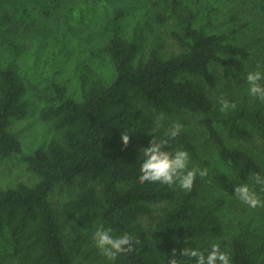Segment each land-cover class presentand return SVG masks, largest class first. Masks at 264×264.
Instances as JSON below:
<instances>
[{"label":"trees","instance_id":"1","mask_svg":"<svg viewBox=\"0 0 264 264\" xmlns=\"http://www.w3.org/2000/svg\"><path fill=\"white\" fill-rule=\"evenodd\" d=\"M44 2L48 14L61 4ZM148 2L126 8L105 1L99 26H90L83 13L80 20L65 18L64 36L38 41L33 71L22 67L23 45L4 41L0 46V158L23 151L9 124L27 113L29 94L45 102L40 117L52 120L61 132L47 147L25 155L37 181L0 184V241L18 264H169L173 249L178 264H194L180 250H205L212 243L220 244L231 264H264V229L254 215L223 242L216 241L228 233L223 209L234 201L230 193L204 201L207 183L199 175L190 192L139 182L140 149L152 136L168 139L165 133L172 125L157 126L152 110L172 114L187 109L201 114L208 138L233 167V185L248 183L264 200V190L250 179L256 173L264 177L263 162L229 141L255 135L264 140V101L248 92L238 99L233 91L215 96L202 86L219 82L214 63L242 75L253 69L252 48L235 41L247 23L238 21L237 14L218 18L215 5L206 0ZM241 2L262 6L261 0ZM32 16L27 0H0L1 21L20 24ZM152 19L173 23L178 52L165 56L152 48L145 54L142 43ZM221 24L228 28L216 30ZM88 28L92 36L86 38ZM259 71L264 74V66ZM72 77L78 95L69 92ZM221 97L235 107L221 112ZM122 132L130 137L126 147ZM176 149L186 150L190 159L201 157L195 138L183 127L167 146ZM80 177L88 182L65 204L73 217L72 231L66 234L51 191ZM152 202H161L162 208L150 232L141 216L152 212ZM100 225L111 228L113 236L128 233L139 243L109 260L93 241Z\"/></svg>","mask_w":264,"mask_h":264},{"label":"rangeland","instance_id":"2","mask_svg":"<svg viewBox=\"0 0 264 264\" xmlns=\"http://www.w3.org/2000/svg\"><path fill=\"white\" fill-rule=\"evenodd\" d=\"M112 6L124 4L130 6L149 5L147 1L136 0H105ZM104 0H61L59 7L51 13H45L46 6L44 0H27L33 11V16L25 23L15 24L0 20V46L4 41H13L24 46L22 56V65L25 69L33 71L34 56L33 51L37 46L38 41L42 43L52 42L56 38L59 39L63 35L62 23L65 18L80 20L82 13L86 22L90 26H99L102 23L101 12L103 9ZM211 2L216 7L218 18L224 19L230 14H237L241 22H246L247 26L238 33L237 42H247L253 50V69H248V72L257 70L264 66V0H261L262 6H254L241 2V0H206ZM88 24V25H89ZM174 27L171 21L157 22L151 20L147 25L144 33L142 48L147 55L152 48L159 49L165 56L173 52H178L179 44L171 35V30ZM228 28V24H221L216 27L218 31H224ZM92 29L88 28L85 33L86 38L92 36ZM48 69L49 66H46ZM213 69L217 72L219 82L215 87H210L204 83L202 86L212 95L219 96L224 93L237 94V99L248 92V84L246 75L238 74L234 69L227 65L214 63ZM258 69V70H259ZM247 72V73H248ZM75 77H72L69 84V92L78 95L75 90ZM240 90V91H239ZM241 92V93H239ZM249 95V93H248ZM251 96V95H249ZM28 110L24 116L13 117L9 124V129L16 133L19 137L23 151L14 153L9 157L0 158V184L2 186L15 185L17 182L24 180L29 183H34L39 179V175L32 170L25 158V155L35 151L41 147H47L49 142L54 138H60L61 132L53 124L52 120H43L40 117V108L44 105L43 100L37 99L35 96L28 95ZM152 113L158 117L161 114L163 119L162 124H173L178 122L183 128L195 138L199 148L200 159H190L189 168L198 166L199 168H207L208 175L205 178L204 201H210L213 198L219 199L223 195L230 193L234 197V201L223 209L227 234L219 237L216 241L223 242L232 231H235L241 221L256 217L257 226L264 229V207L255 209L249 208L241 203L234 196V185L232 181L231 164L222 160L218 154L217 148L208 138L207 131L200 121L201 114L191 110H181L172 114L159 113L152 110ZM231 145L242 147L253 153L264 164V140L257 135L250 140H229ZM88 182L87 178L80 177L71 185H56L51 191V200L64 223L65 233L72 231L71 223L73 217L67 210L65 204L76 191ZM224 192H222V191ZM224 193V194H223ZM224 197V196H223ZM261 198V197H260ZM262 199V198H261ZM263 200V199H262ZM153 210L150 214L142 215L141 220L146 228L151 232L155 221L161 213V202H152ZM3 243L0 241V264H18L17 259L6 254ZM80 258V257H79Z\"/></svg>","mask_w":264,"mask_h":264},{"label":"clouds","instance_id":"3","mask_svg":"<svg viewBox=\"0 0 264 264\" xmlns=\"http://www.w3.org/2000/svg\"><path fill=\"white\" fill-rule=\"evenodd\" d=\"M259 64L257 70L250 71L246 75L248 84V93L254 98L264 101V74L261 73ZM220 111L226 112L229 108H234L235 104L224 98H220ZM163 115L156 117L157 126ZM182 125L173 122L171 127L166 131L165 135L168 139H157L155 136L148 142L147 147L140 149V173L139 182H152L167 185L169 187L176 186L185 192H190L193 188L194 181L199 177L204 178L208 175L207 168H199L198 166L189 168L190 156L186 150L176 149L174 151L167 150L169 140L179 135ZM123 145L126 147L130 137L126 132L121 133ZM255 185L261 186L264 190V177L256 173L251 177ZM236 199L247 205L249 208L264 207V200L260 198L257 192L248 183L236 184L234 186ZM111 228H105L100 225L93 234L95 246L100 250L101 254L109 260H115L120 253H128L133 250L138 240H134L128 233L119 236H113ZM188 239L187 237L185 238ZM172 258L169 264H178L176 249L172 250ZM180 256L188 257L193 260L194 264H231V258L226 251L221 250L219 243H212L210 248L201 250L199 248L184 247L179 252Z\"/></svg>","mask_w":264,"mask_h":264}]
</instances>
